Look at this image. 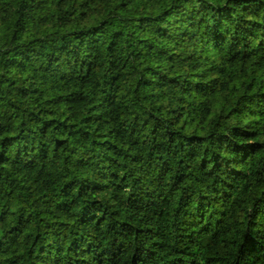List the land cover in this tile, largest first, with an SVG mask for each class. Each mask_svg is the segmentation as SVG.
Listing matches in <instances>:
<instances>
[{
	"label": "trees",
	"instance_id": "obj_1",
	"mask_svg": "<svg viewBox=\"0 0 264 264\" xmlns=\"http://www.w3.org/2000/svg\"><path fill=\"white\" fill-rule=\"evenodd\" d=\"M0 264H264V0H0Z\"/></svg>",
	"mask_w": 264,
	"mask_h": 264
}]
</instances>
